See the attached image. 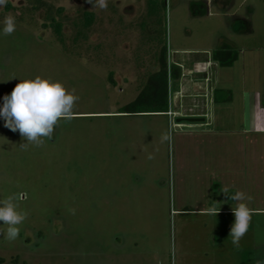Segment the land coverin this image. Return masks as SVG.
Returning <instances> with one entry per match:
<instances>
[{
	"label": "rangeland",
	"instance_id": "1",
	"mask_svg": "<svg viewBox=\"0 0 264 264\" xmlns=\"http://www.w3.org/2000/svg\"><path fill=\"white\" fill-rule=\"evenodd\" d=\"M92 8L88 0L0 7V107L19 79L36 76L79 97L74 118L40 147L21 149L26 141L0 117V200L18 196V211L28 213L15 241L0 234L3 264H264V133L249 131L251 95H264V0H107L106 10ZM85 13L95 18L87 28ZM8 14L16 30L6 36ZM218 49L240 61L197 73L202 61L188 58ZM164 56L170 77L181 71L182 116H111L162 71ZM201 81L216 88L213 123L177 128L192 124L178 120L191 118L194 98L201 106L207 99L194 89ZM170 125L171 144L161 142ZM237 190L254 197L239 248L229 237Z\"/></svg>",
	"mask_w": 264,
	"mask_h": 264
},
{
	"label": "clouds",
	"instance_id": "2",
	"mask_svg": "<svg viewBox=\"0 0 264 264\" xmlns=\"http://www.w3.org/2000/svg\"><path fill=\"white\" fill-rule=\"evenodd\" d=\"M93 5L92 9H107V0H88ZM7 5V0H0V7ZM2 32L8 36L16 30V20L11 14L5 16ZM15 78V77H14ZM20 82L15 85L10 94L3 97V106L0 107V117L4 119V127L12 132H19L26 143H21L19 147L27 150L29 144L40 147L45 139H53L55 130L61 120L71 121L75 116V106L79 97L75 95V89L69 91L60 81L51 78L36 76L35 78L19 79ZM161 142L171 144L173 140V129L162 133ZM148 159H154L152 155ZM227 194L228 189L223 190ZM18 196H8L0 200V224L7 225L5 235L9 241H15L20 234L21 225L27 218V212L18 211V204L15 203ZM230 199L237 201L232 208L235 217L231 226L229 237L234 247H240L241 239L248 232L253 209L249 204L254 197L243 191L237 190ZM219 209L212 208V214L217 215ZM75 214V209L72 210ZM259 264V261L257 262Z\"/></svg>",
	"mask_w": 264,
	"mask_h": 264
},
{
	"label": "trees",
	"instance_id": "3",
	"mask_svg": "<svg viewBox=\"0 0 264 264\" xmlns=\"http://www.w3.org/2000/svg\"><path fill=\"white\" fill-rule=\"evenodd\" d=\"M94 15L92 13H85V28L90 27L94 23ZM51 25L56 33L59 41L64 43L62 23L55 18H51ZM238 55L231 53L227 49H218L212 53V60L220 66L232 67L237 61ZM163 60L162 71L152 75L148 81V85L140 93V95L129 105L119 109L121 114H150V113H167L169 111V86L170 82H177L181 77L180 70H174L171 77L169 76L166 56ZM216 92V91H215ZM214 101H218L215 98ZM5 259L0 257V264H3Z\"/></svg>",
	"mask_w": 264,
	"mask_h": 264
},
{
	"label": "crops",
	"instance_id": "4",
	"mask_svg": "<svg viewBox=\"0 0 264 264\" xmlns=\"http://www.w3.org/2000/svg\"><path fill=\"white\" fill-rule=\"evenodd\" d=\"M183 50H180V49H175L173 50V53H174V60H173V64H175L176 66L182 68L184 67L182 64H179L177 62V59H179L182 54ZM207 56L203 57V56H200L198 58H195V57H190L188 59H190L191 61H202V62H206L208 63V65H204V64H199L197 65V70L198 72H205L207 67L211 68V66H215L217 67L218 65L212 60V53L210 52L209 54H206ZM240 61L239 60V56H238V59L236 62ZM234 65V64H233ZM199 66V67H198ZM201 66H204L206 69L205 70H202L200 71V68ZM233 67V66H232ZM179 81V80H178ZM170 83H172L170 81ZM177 82H173V88L177 87L176 85ZM194 84V89L200 93H202V95L200 96L201 98L204 97V98H207V99H210V90H212V98L210 99V102L208 103L209 100H203L204 103L201 105L197 104V99H193V104L191 105V109H189V112L190 114H185L187 117H194V118H203L204 121L203 122H199V123H192L190 125H186V124H182V123H177L175 126L178 127H195V126H203V125H211L213 122H212V117L207 114L211 113L213 114L212 110L214 111V109H212V106L211 104L213 103H216L214 101V98H215V91H216V88L215 86L211 83V86L207 83L206 81H201V82H193ZM172 85H170V88ZM180 90H174L172 92V95L174 96L173 97V100L170 101L169 99V111L167 113H159V114H148L150 116H167L169 118V121L172 120L171 116H169V112H175V113H178V110H175V108L178 107L177 105V94L179 93ZM172 99V98H171ZM201 107V108H200ZM197 109V110H196ZM200 109V112H196V111H199ZM119 112V110H118ZM118 112H115L114 114H112L111 116L113 117H120V118H130V117H138V116H141L143 114H121V113H118ZM104 115H107V114H104ZM182 115H178V117H181ZM250 129L249 131L252 133V134H261V133H264V95L259 93V92H254L252 93L251 95V99H250ZM209 119V120H208ZM205 122V123H204Z\"/></svg>",
	"mask_w": 264,
	"mask_h": 264
},
{
	"label": "water",
	"instance_id": "5",
	"mask_svg": "<svg viewBox=\"0 0 264 264\" xmlns=\"http://www.w3.org/2000/svg\"><path fill=\"white\" fill-rule=\"evenodd\" d=\"M183 120H186L190 123H199V122H203L204 119L203 118H194V117H191V118H186V119H179L178 122H182Z\"/></svg>",
	"mask_w": 264,
	"mask_h": 264
},
{
	"label": "built area",
	"instance_id": "6",
	"mask_svg": "<svg viewBox=\"0 0 264 264\" xmlns=\"http://www.w3.org/2000/svg\"><path fill=\"white\" fill-rule=\"evenodd\" d=\"M199 64H204V65L207 64V65H208V63H206V62H200V63H198L197 65H199ZM195 69H196V72L200 74V73H206V72L208 71L209 67H207V69H206L205 72H198V70H197V66H196ZM169 116H171L172 118H173V117L175 118V117H178V114L175 113V112H169Z\"/></svg>",
	"mask_w": 264,
	"mask_h": 264
},
{
	"label": "bare ground",
	"instance_id": "7",
	"mask_svg": "<svg viewBox=\"0 0 264 264\" xmlns=\"http://www.w3.org/2000/svg\"><path fill=\"white\" fill-rule=\"evenodd\" d=\"M199 67V66H198ZM206 68L204 66H201L200 71L205 70Z\"/></svg>",
	"mask_w": 264,
	"mask_h": 264
},
{
	"label": "flooded vegetation",
	"instance_id": "8",
	"mask_svg": "<svg viewBox=\"0 0 264 264\" xmlns=\"http://www.w3.org/2000/svg\"><path fill=\"white\" fill-rule=\"evenodd\" d=\"M33 1H36V2H38V3H41V0H33ZM94 15V14H93ZM62 27H63V25H62ZM113 80V79H112Z\"/></svg>",
	"mask_w": 264,
	"mask_h": 264
}]
</instances>
